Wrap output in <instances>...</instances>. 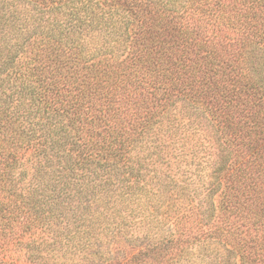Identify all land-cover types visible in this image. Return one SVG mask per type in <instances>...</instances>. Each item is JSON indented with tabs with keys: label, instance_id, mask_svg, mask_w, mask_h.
Here are the masks:
<instances>
[{
	"label": "trees",
	"instance_id": "1",
	"mask_svg": "<svg viewBox=\"0 0 264 264\" xmlns=\"http://www.w3.org/2000/svg\"><path fill=\"white\" fill-rule=\"evenodd\" d=\"M8 261L264 264V0H0Z\"/></svg>",
	"mask_w": 264,
	"mask_h": 264
},
{
	"label": "rangeland",
	"instance_id": "2",
	"mask_svg": "<svg viewBox=\"0 0 264 264\" xmlns=\"http://www.w3.org/2000/svg\"><path fill=\"white\" fill-rule=\"evenodd\" d=\"M203 156H205V155H203ZM13 263H14V262H12V261H11V262H10V261H8L6 264H13Z\"/></svg>",
	"mask_w": 264,
	"mask_h": 264
}]
</instances>
